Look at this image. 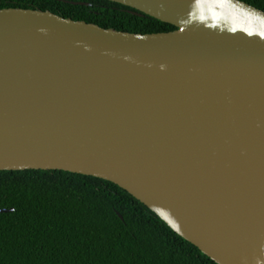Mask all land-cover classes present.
I'll list each match as a JSON object with an SVG mask.
<instances>
[{
    "label": "water",
    "instance_id": "1",
    "mask_svg": "<svg viewBox=\"0 0 264 264\" xmlns=\"http://www.w3.org/2000/svg\"><path fill=\"white\" fill-rule=\"evenodd\" d=\"M106 1L176 30L0 10V172L109 181L215 263L264 264V11Z\"/></svg>",
    "mask_w": 264,
    "mask_h": 264
},
{
    "label": "trees",
    "instance_id": "2",
    "mask_svg": "<svg viewBox=\"0 0 264 264\" xmlns=\"http://www.w3.org/2000/svg\"><path fill=\"white\" fill-rule=\"evenodd\" d=\"M264 11V0H241ZM133 34L172 25L106 0H0ZM0 264H217L119 186L64 171L0 172Z\"/></svg>",
    "mask_w": 264,
    "mask_h": 264
}]
</instances>
